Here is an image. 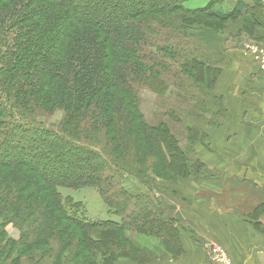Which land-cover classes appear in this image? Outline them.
I'll use <instances>...</instances> for the list:
<instances>
[{"label":"trees","instance_id":"1","mask_svg":"<svg viewBox=\"0 0 264 264\" xmlns=\"http://www.w3.org/2000/svg\"><path fill=\"white\" fill-rule=\"evenodd\" d=\"M191 1L131 0L124 12L103 5L105 13L93 8L99 0H0V264H20L23 257L51 264H117L121 259L149 264L133 233L155 237L167 249L177 247L178 221L171 203L149 192L134 193L127 182L114 187V172L124 169L142 177V170L118 163L129 160L128 149L135 146L144 151L153 145L164 152L175 177L198 178L205 165L193 156L194 149L188 150L190 159L175 153L179 140L170 123L146 119L134 84H146L164 96L173 88L190 104L182 78L173 86L167 82L175 69L204 93L194 108L216 105L205 112L210 118L201 116L203 124L220 128L229 114L214 89L228 66V53L240 52L245 40L264 44V33L247 30L252 22L264 30L261 0L252 5L239 1L234 9L223 7V0H203L201 6ZM238 19L245 27L229 25ZM163 32L164 45L151 40ZM116 106L124 117L122 128L115 121ZM57 109L66 113L62 130L30 127L15 113L31 116ZM183 110L191 119L199 117ZM181 113L180 119L170 111L164 117L184 125L186 143L202 140L204 128L183 122ZM97 133L108 148L81 140L93 141ZM79 153L86 162L77 158ZM132 158L140 162L144 156ZM87 187L97 190L115 220L83 218V203L61 192ZM8 226L19 231L18 239L10 237Z\"/></svg>","mask_w":264,"mask_h":264},{"label":"crops","instance_id":"2","mask_svg":"<svg viewBox=\"0 0 264 264\" xmlns=\"http://www.w3.org/2000/svg\"><path fill=\"white\" fill-rule=\"evenodd\" d=\"M239 1L253 3L226 0V8L234 9ZM214 92L229 119L205 131L207 143H195L205 168L198 178L184 179L180 196L169 199L180 241L164 248L156 264H210L207 245L222 248L234 264H264V71L238 51ZM234 184L255 198L238 203Z\"/></svg>","mask_w":264,"mask_h":264},{"label":"rangeland","instance_id":"3","mask_svg":"<svg viewBox=\"0 0 264 264\" xmlns=\"http://www.w3.org/2000/svg\"><path fill=\"white\" fill-rule=\"evenodd\" d=\"M100 2H96L94 3V7L93 8H98L99 7V12L105 11V13H108L107 9L105 6L103 5H107L109 6L111 9L112 7L118 8L119 12L121 11H125V8L128 7V5H130V1L131 0H99ZM148 2V1H147ZM204 1L203 0H192L190 2V4L192 6H201L202 3ZM150 3V1L148 2ZM112 6V7H111ZM226 6V0H223V7ZM243 18V17H242ZM255 19H257V22L259 23L260 21H262L261 18L256 17ZM252 20H254V18H252ZM150 25H153V27H157V24L155 21H150L149 22ZM255 22H252V24L248 25V29L247 30H251V28L256 29V31L259 33H264V30H259L260 27L258 28L257 24ZM230 26L233 25V27L235 28H240L242 26L245 27L243 19H238L237 21H231L229 23ZM90 28V27H89ZM150 28H152V26H150ZM93 30H95L96 28L94 26H92V28H90ZM162 32V31H161ZM227 33V31H226ZM172 34V33H171ZM173 35V34H172ZM154 36V35H152ZM151 36V37H152ZM174 36V35H173ZM182 38V37H181ZM178 36H174L173 39H176L179 41H184V39H181ZM173 39H171V41H173ZM152 41L156 42V43H161L162 45H164V32L161 35L160 38H152ZM186 42V41H185ZM236 43L234 41V47H235ZM243 45V41L241 44V48ZM147 49V56H149V51L150 49L148 47H146ZM238 53V51L236 50H232L228 53V56L226 57V60L230 67L232 65V61H233V55L235 53ZM242 52V49L241 51ZM242 55L244 56L245 59L249 60L250 62L254 63L248 56H246L244 53H242ZM159 59H163L164 60V56L158 55ZM256 64V63H254ZM257 65V64H256ZM225 68V69H227ZM171 73H173L172 76H167V82L169 81L171 83V86H173L172 84L178 81L176 78H182L181 80V84L185 85V88H188V91H183L185 92V95L188 97L190 96V104H192V107H190L191 105L189 104V102L186 104L184 102L183 99L178 98L177 94L175 93L176 91L171 88V92H169L168 94H166L164 96V92L163 94L159 95V94H154L150 91V88L148 87V85L146 84H140V83H135L134 87L136 89V91L139 94V98H140V109L142 111V113L144 114V116L146 117V119L151 122V123H158L160 119L167 121L170 123V127L172 129V132L174 133L176 139L179 140L178 143V149L175 150V153H177L178 155H185L187 156V158L190 159L189 155H188V150H192L194 149L195 143L197 141H200L199 139H197L194 143H186V141H184L185 136L188 137V134L185 131V128L183 127L184 125L180 122H174L170 119H168L167 117H164V113L167 111H170L171 113H176L177 117H181L180 116V108L184 109V108H188L190 111H193L194 113L198 114V118L195 119H191L188 117V113L185 112L183 110V112L181 113V115H185L184 118L182 119L183 122L188 123L189 121H191L192 123H194L195 125H197L199 128L202 127V129L204 131L207 132V130L210 129V127L207 124H203V120L202 117H205L208 119V117L210 118V116H208L207 114H205L206 110L209 108H216V105H212L210 103L207 102V107H205L202 105L197 108H194L193 106L196 103V100L198 98H201V92H198L199 89L196 87V85H194L189 79H187L186 77H183L181 74L179 73H175V69H171ZM220 78V77H219ZM219 80V79H218ZM217 80V81H218ZM163 83H164V77H163ZM217 83V82H216ZM59 86H61L62 84L59 83ZM182 85H179V87H181ZM71 86V85H68ZM164 86V85H163ZM178 87V86H177ZM164 89V88H163ZM183 89V88H182ZM204 91L208 92L207 88H204ZM202 94L204 95V93L202 92ZM10 106V105H9ZM179 108V109H178ZM173 109V110H172ZM175 109V110H174ZM173 111V112H172ZM115 121L116 124L122 128L124 126V124L121 127V124L124 122V117L122 115H119L118 113L122 112L120 108L117 109V106L115 107ZM15 113H19L21 115H23L24 120L26 121L27 125L30 127H34V126H38L41 128H57V129H61L62 126V121L64 119V117L66 116L65 111H62L61 109H57L53 112H42V111H36L35 113H30L31 116H26L24 114H22L20 111H16ZM117 115V116H116ZM202 116V117H201ZM174 118V116H172ZM176 117V119H178ZM180 119V118H179ZM205 132V134H206ZM87 140H85V139ZM200 138V137H199ZM81 140L83 141V143H89L90 144H94L95 146H106V139L104 138V136H102V134H95L93 141L88 139L86 136L81 137ZM89 141V142H88ZM202 142L207 143V134L203 136L202 138ZM123 141L120 140L119 143V149L118 151L122 152L121 150L124 147V145H122ZM122 145V146H120ZM108 148V147H107ZM129 160L126 159L124 161L120 160L121 162H118L119 165L121 167L125 166L127 168H129L130 170H142L143 174L141 175L142 177H138L135 172L134 173H130V174H126L124 172V169H119L118 172H114V187L118 186L120 187L124 182H127L126 187L136 193L138 191H144L146 193H151L153 194L152 197H156L158 198L160 201H162L164 203V200L166 202H168V204H170L169 199L171 198V196L175 195L176 196H180V186L182 184V181L184 180V178H182V176L176 175V177L173 174L174 171H172V169L167 166L168 165V157L166 154L162 155V152L160 153L158 151V149L155 148V146L153 145H149V147H147V149H145L144 151L139 149L137 146L134 147H129ZM195 151V149H194ZM125 152V151H124ZM123 152V153H124ZM128 153V152H127ZM186 153V154H185ZM80 154V153H79ZM196 154V152H195ZM119 158H123V156L120 154ZM138 155L144 156V158L142 160H140V162H135L133 160L132 157L134 158H138ZM195 158L197 156L193 155ZM74 156H72L73 158ZM66 158V157H64ZM77 158L80 159H84L82 160L83 162H86V159L84 157V155L78 156ZM128 161H132V162H128ZM123 166H122V165ZM115 171V169H114ZM180 178V179H179ZM188 179H192L191 177ZM187 180V179H185ZM113 182V181H112ZM239 184H234V188L235 190H233L234 192V196L237 198V202L238 203H242V198H244L245 202H247V198L249 196H255V194H252L251 192H249V190H243L241 189L239 186ZM62 194L64 195V197L66 196H70L72 197L75 201L78 202H82L83 203V211H85V213H81L82 217L84 218V215L86 216L87 219L89 220H115L116 217L112 216L111 214H109V212L107 211V207L104 205L102 197L98 194L97 190L95 188L92 187H87V188H82L79 190H75V189H62L61 190ZM255 198V197H254ZM251 200V197H250ZM159 201V202H160ZM223 200H221L222 202ZM232 202H235V200H232ZM86 209V210H85ZM7 230L9 231V235L10 237L14 238V239H18L19 237V231L16 230L14 227L12 226H8ZM132 240L135 241L138 245H140L143 249H146L147 253H148V260L150 261L149 264H156L155 261L157 260H161L162 258H164V248L167 249L165 246L162 245V242L159 241V239L155 238V237H146V236H137L134 233L131 234ZM132 245V244H131ZM206 251L208 248L213 249V248H218V246H211V245H207L206 246ZM26 259L30 262V264H51V261L45 260L42 261L40 260L39 257H37L36 259L32 260L30 258H26L23 257L20 261V264L22 263V261ZM135 264L134 262L128 261L127 259H121L119 261H117V264ZM211 264V263H210Z\"/></svg>","mask_w":264,"mask_h":264},{"label":"built area","instance_id":"4","mask_svg":"<svg viewBox=\"0 0 264 264\" xmlns=\"http://www.w3.org/2000/svg\"><path fill=\"white\" fill-rule=\"evenodd\" d=\"M242 53L248 56L264 71V44L245 40L242 45ZM207 254L211 264H234L226 252L220 247L208 248Z\"/></svg>","mask_w":264,"mask_h":264}]
</instances>
